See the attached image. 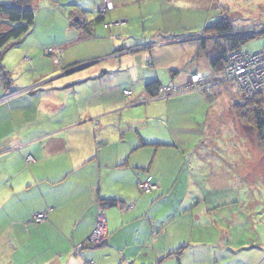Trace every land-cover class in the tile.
Listing matches in <instances>:
<instances>
[{"label": "rangeland", "instance_id": "374dc122", "mask_svg": "<svg viewBox=\"0 0 264 264\" xmlns=\"http://www.w3.org/2000/svg\"><path fill=\"white\" fill-rule=\"evenodd\" d=\"M50 1L52 6L57 5V14L54 11L55 16L45 17L41 1L33 0L35 31L11 45L2 55L4 70L15 88L25 87L24 81L30 73H34L33 76L45 74L40 77L45 78L36 83L33 94L28 90H14L1 95L0 103L26 94L31 97L23 102L31 103L34 108L38 98L45 99L42 108L49 115L46 120L56 127L65 123L67 114L82 112L85 105L93 101L94 111L102 105L111 109V113L107 112L105 116L94 114L92 117L90 126L95 129L96 135L102 134L108 148L116 145L119 139L122 142L119 134L125 137L126 146L138 142L135 134L142 135V143L146 142L147 145L135 150L131 161H141L144 168L149 165L148 173L153 172L156 181L163 176L153 191L140 192L136 188L140 195V209L143 210L144 205L150 203L156 208L174 209L177 217L171 221L173 213L168 219L170 222H166L169 231L176 235L183 229L184 245H189L188 249L197 246L201 253L210 254L211 264H228V260H231L229 264H234V256L243 260L242 264H264V129L262 132L256 131V123L251 116L252 107L247 109L241 105L248 95L255 93L253 102L260 100L258 105L263 108L264 116V80L262 86L253 83L244 86L243 81L241 85L237 78L230 77L233 74L228 72L232 63L230 55L237 50L227 55L226 63L217 72L216 78H209L213 74L208 58L200 48L199 40L189 38L200 36L204 27L218 17H227L234 32H263L264 0H124L125 4L117 7L125 12V16H119L118 9H113L111 4L101 14L105 11L103 7L107 0H83L85 4L82 3L79 9L86 17L93 20L102 15L104 18L94 21L91 37L83 36L81 43H73L69 47L80 49L77 57L83 58L76 59H84L92 64L54 80L51 78L60 73L61 67L52 64L51 58L43 53L44 46H34V40L39 35L45 41L58 37L59 30L65 26L61 16L64 19L68 17L69 11L74 8V0ZM65 8L66 13H61ZM171 9L181 20L177 28L172 23L168 24ZM120 19L124 20L121 24L115 23ZM104 23H110L109 27ZM68 24L69 21L66 22ZM73 25L80 27L81 23L75 22ZM160 27H173L186 40L159 45L156 42L160 40L161 33L157 30ZM142 35L147 38L142 37L144 42L152 41L151 46L149 44L140 51L113 56V51L122 53L128 48H136L134 46L141 42L139 37ZM209 38L207 43L211 44L215 37L211 35ZM190 46H193L194 52L189 58L184 55L187 59L180 68H176L183 73V70L194 67L200 73L197 74L199 81L184 83L187 89L184 84H173L171 86L175 89L165 93L160 92L159 89L163 87L160 86L155 97H144V101L134 104L129 102L143 89L144 85L137 83L139 76L143 71L150 70L146 65L150 60H145L146 56L142 53H147L148 57V53L154 50L153 55H158L161 60L173 57L178 61L182 55L181 47L185 50ZM160 47L164 50H155ZM243 48L250 52L262 50L263 53L264 35H257L243 44ZM251 54L245 51L238 56L248 58ZM127 55L134 62L129 68L118 63L120 60L126 61ZM47 64L54 65L53 69ZM252 65L248 64L249 69ZM148 66H151L150 62ZM96 69L98 72L90 74ZM168 74H165V78L159 77V81H169ZM249 76L251 73L245 79H253ZM208 78L212 80L208 81ZM202 82L210 85L203 87ZM122 89L130 90L129 94L132 91V95L124 96L129 95L124 91L122 95ZM166 100L169 101L168 105L165 104ZM235 103L238 106H234ZM4 104L8 109L9 103ZM56 111L59 112L57 115ZM62 113L65 114L63 118L60 117ZM37 116L43 120L42 113ZM99 122L101 131L96 128ZM126 205L125 210L131 204ZM181 206L190 208L187 213L182 211L178 214ZM181 225L183 228L179 227ZM121 232H126L128 240L131 239L129 226H124ZM87 242L92 243L90 237Z\"/></svg>", "mask_w": 264, "mask_h": 264}, {"label": "crops", "instance_id": "0c3cea01", "mask_svg": "<svg viewBox=\"0 0 264 264\" xmlns=\"http://www.w3.org/2000/svg\"><path fill=\"white\" fill-rule=\"evenodd\" d=\"M10 1L0 0V3ZM40 1L45 17L55 16L54 11L57 14V5L52 6L50 4L52 1ZM73 2L74 8L65 18L69 21L68 26L67 21L61 16L65 26L59 30L58 37L53 41H45L42 35H39L34 40V46L43 47L54 43L52 45L61 49L62 60L56 64L58 67L86 62L84 59H76L83 58L77 57L80 49H73L69 45L81 43V38L86 36L81 34L79 27L74 26L73 23L83 20L87 23L91 19L79 9L83 0ZM109 2L113 9L125 4L124 0H109ZM66 11V8L62 9L61 13ZM118 12L121 14L119 16H125L122 9H118ZM170 12L171 19L168 24L172 23L173 27L177 28V23L181 20H178L174 9ZM173 27L168 29L160 27L157 30L164 35L179 36L180 39L177 40L179 42L185 41L186 39L180 36V31ZM34 31L33 25L31 32ZM142 37L143 35L139 37L140 41L144 42L143 38L146 37ZM198 37L199 35L189 38L198 41ZM156 43L161 45L163 42ZM134 47L136 48H128L122 53L113 51L112 54L120 56L140 51L142 48L139 45ZM157 49L164 50L162 47L155 50ZM181 50L182 55L178 57V61L173 57L161 60L158 55H153L154 50L148 53V57L147 53H142L144 57L146 56L145 60H150L146 64L150 70L143 71L137 83L141 82L145 85L149 81L159 80V77L165 78L168 69L178 70L176 67L180 68L187 59L183 56L187 55L189 58L194 48L190 46L184 50L181 47ZM165 51L168 52L166 47ZM148 62L151 66H148ZM118 63H123L127 68L134 64L130 55H127L126 61L120 60ZM46 66L51 68L49 64ZM94 72H98L97 69L90 74ZM193 73L198 71L194 67L187 68L183 73L178 72L175 76L168 74L169 81L164 83L160 81V83L180 86L187 82L189 75ZM33 75L35 74H29L24 81L25 87H22L27 88L32 94L36 83L45 78H40L45 74ZM56 78L59 77L51 79ZM8 80L11 82L10 79ZM1 82L0 73V95L4 92ZM132 84L136 83L132 82ZM13 85H10V89H16ZM122 95H124L123 89ZM131 95L132 91L131 94L124 96ZM27 97L31 96L24 94L11 98L6 102L9 103L8 109L5 108L4 103H0V264H86L89 261L93 264H211L210 254L201 253L197 246L193 245L188 249L189 245H184L183 229L176 235L169 231L166 222L177 217L174 209L156 208L152 203L144 205L143 210L140 209L137 182L146 174L154 178L153 172L148 173L149 165L144 168L141 161H131L135 150L147 145L146 142L142 143V135L135 134L138 142L126 146L125 137L119 134L118 137L123 139L122 142L119 139L116 145L108 148L106 139L102 138L100 133L96 135L95 129L90 125L94 114L105 116L107 112L111 113V109L102 105L94 111L93 101L87 103L82 112L67 114L64 117L65 123L56 127L46 120L49 115L42 108L45 99L38 98L33 108L31 103L23 102ZM144 97L147 95L143 88L139 95H134L129 102L134 104L144 101ZM166 101L165 104L168 105L169 101ZM40 113L43 114V120L37 116ZM58 113L56 111L55 115ZM64 113L60 117L63 118ZM96 126L101 131L100 122ZM144 151L147 152V149ZM162 178L163 176L157 181H161ZM125 189L128 191L124 192ZM123 196L126 200L122 199ZM102 197L117 198L119 202L110 207H101L105 216V237L101 245L95 246L88 244L87 241L95 226L99 207L98 198ZM126 204L131 205L125 210ZM182 211L187 213L181 206L178 214ZM37 212H45L46 217L34 223L32 217ZM173 213L174 216L168 220ZM182 225L179 227L181 228ZM124 226H129L131 229V233H128L131 234L130 240L126 232H121ZM220 231L222 232L221 229ZM178 246L182 247L179 254L171 253Z\"/></svg>", "mask_w": 264, "mask_h": 264}, {"label": "trees", "instance_id": "16d2710c", "mask_svg": "<svg viewBox=\"0 0 264 264\" xmlns=\"http://www.w3.org/2000/svg\"><path fill=\"white\" fill-rule=\"evenodd\" d=\"M111 4V3H110ZM99 8V6H98ZM102 21L103 16L98 15L95 19L90 20L86 23V20H83L81 25L79 27V30H82L83 35H86L88 37H91L92 35V26L94 21ZM35 21V9L33 6V0H11L10 2L6 3H0V73L2 76V87L4 88V92L1 94L2 96L6 94L7 92H11L14 90H18L21 88H16V89H10V85L12 82H10L8 79V72L4 70V67L2 65V55L6 49H8L11 45L17 44L18 42L21 41L23 37L26 35H29L31 33L32 27L34 25ZM85 21V22H84ZM107 24V23H104ZM109 27V26H107ZM263 34L264 32L260 31H253V32H234V28L231 26L230 20L227 17H218L216 20L212 21L208 25L204 27L202 30V34L198 37L200 48L204 50L205 56L208 58V65L210 67V71L213 75H210L209 78H216V75L218 74L217 72H220L221 69L224 67L226 63V58L227 55L233 51V50H245L243 48V44L247 43L249 40L255 38L257 35ZM214 36L215 38H212L214 41L211 44L207 43V39H210L209 36ZM179 36L177 35H160V40L162 42H179L177 41ZM180 39V38H179ZM155 42V41H153ZM151 42H139L136 45L142 46V48L147 47ZM152 44H150L151 46ZM57 49H60L58 46L55 45H48L47 47H43V53L47 55L48 57L51 58L52 64L56 65L62 60V51L60 49L57 57ZM141 50V49H140ZM248 51V50H246ZM250 52V51H249ZM256 52V51H255ZM78 64H82L78 63ZM78 64H70V65H62L61 66V71L58 74H62L58 77H62L64 75L70 74V73H65V71L70 70L74 66ZM51 65V69H53V66ZM75 72V71H73ZM169 75L175 76L178 74L179 70L172 68L169 69ZM64 73V74H63ZM198 74V73H195ZM207 79L208 81L212 79ZM204 82H207L204 80ZM203 87L209 86L210 84H204ZM161 85L159 80H153L147 82L143 88L145 90V93L147 97L153 98L155 97L158 89L160 88ZM262 91V90H260ZM0 95V97H2ZM172 96V95H171ZM169 96V97H171ZM254 96L255 93L250 94L246 97L245 101L241 105H243V108L249 109V106L252 107V117L253 120H255L256 123V131L262 132L264 129V116H263V108H261L258 103L260 102L259 99H256L254 101ZM13 98V97H12ZM11 99V98H10ZM9 99V100H10ZM7 100V101H9ZM7 101L3 102L6 103ZM237 104L235 103L234 106ZM255 105V106H254ZM238 106V105H237ZM246 109V110H247ZM245 110V109H244ZM243 110V111H244ZM242 117H244L242 115ZM147 177H150L151 183L155 185L152 190L146 191L150 192L153 191L158 187V182L153 178L152 175L146 174L144 178H141L137 182V186L139 190L142 192V188L140 187V183L144 181ZM145 192V191H143ZM98 211H100L102 206H113L117 205L119 200L117 198H98ZM190 207H182V210L184 209L185 211L188 212ZM191 213V211H190ZM96 221V220H95ZM104 241V237L101 238V240L93 242V243H88V244H93L95 246L101 245V243ZM241 245V244H239ZM182 247L175 249L171 253H179ZM234 264H242L243 260H239L238 257L234 256L233 260ZM231 262V260H228V264ZM227 263V261H226Z\"/></svg>", "mask_w": 264, "mask_h": 264}, {"label": "built area", "instance_id": "2783aa9c", "mask_svg": "<svg viewBox=\"0 0 264 264\" xmlns=\"http://www.w3.org/2000/svg\"><path fill=\"white\" fill-rule=\"evenodd\" d=\"M110 6V2L107 0V2L105 3V6L103 7L105 11H102L101 14H103L104 12L107 11V8ZM123 21H117L115 23H122ZM110 23L104 24L105 26H109ZM60 49H57V54L56 57L59 53ZM246 50H240L233 54L230 55V59L232 61L231 63V67H229L230 69L228 70L229 73H233L232 77L233 79H238V82H241L242 85V81L243 84H245L244 86H247L251 83L255 84L256 86L259 85H263L262 82L264 80V70H259L260 73H257V69L256 66H261V68H264V52L261 53V51H256V52H249L252 53L248 58H240L239 53H243ZM238 53V54H236ZM251 63L252 68L249 69L248 64ZM249 73H251V76H249V78L253 77V79H249L246 80L245 78L248 77ZM199 81L200 78L197 74L193 73L190 75V78L188 81L192 82H196ZM187 81V82H188ZM252 81V82H251ZM185 82V83H187ZM185 85V84H184ZM183 85V86H184ZM182 86V87H183ZM171 85H163V87H161L159 90L161 93H165L168 91H173L175 88L173 87L172 89ZM185 89H187V86L185 85ZM258 89V88H257ZM125 94H129L130 90H123ZM140 187L142 188V191H149L152 190L153 187H155V185L153 183H151V179L150 177H147L144 181H142L140 183ZM46 217V213L45 212H37L33 215L32 217V222L34 223H38L40 221H42L43 219H45ZM105 237V216L103 213V210H100L97 212L96 214V222H95V226L94 229L92 230L91 236H90V241L91 242H96L101 240V238ZM86 264H93L92 261L86 262Z\"/></svg>", "mask_w": 264, "mask_h": 264}, {"label": "water", "instance_id": "95a60500", "mask_svg": "<svg viewBox=\"0 0 264 264\" xmlns=\"http://www.w3.org/2000/svg\"><path fill=\"white\" fill-rule=\"evenodd\" d=\"M77 18H75V20H76ZM92 64V62H84V63H82V64H78V65H76V66H74L73 68H71L70 70H67V71H65V73L67 74V73H70V72H73V71H79V70H82L83 68H85V67H88L89 65H91ZM64 74V73H63ZM60 75H62V74H57L56 75V77H58V76H60ZM23 90H27V88H22L20 91H23Z\"/></svg>", "mask_w": 264, "mask_h": 264}, {"label": "bare ground", "instance_id": "6f19581e", "mask_svg": "<svg viewBox=\"0 0 264 264\" xmlns=\"http://www.w3.org/2000/svg\"><path fill=\"white\" fill-rule=\"evenodd\" d=\"M264 32V31H263ZM256 69H257V73H260V71L259 70H264V68H261V66H256Z\"/></svg>", "mask_w": 264, "mask_h": 264}]
</instances>
